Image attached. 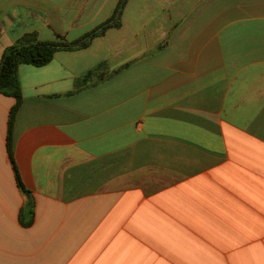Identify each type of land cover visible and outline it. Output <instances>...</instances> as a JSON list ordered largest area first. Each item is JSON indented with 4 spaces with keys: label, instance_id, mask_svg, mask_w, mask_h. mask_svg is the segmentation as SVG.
Wrapping results in <instances>:
<instances>
[{
    "label": "crops",
    "instance_id": "0c3cea01",
    "mask_svg": "<svg viewBox=\"0 0 264 264\" xmlns=\"http://www.w3.org/2000/svg\"><path fill=\"white\" fill-rule=\"evenodd\" d=\"M121 0H0L24 35L75 41ZM106 62L108 76L75 91ZM0 93V264H264V0H127L121 27Z\"/></svg>",
    "mask_w": 264,
    "mask_h": 264
},
{
    "label": "trees",
    "instance_id": "16d2710c",
    "mask_svg": "<svg viewBox=\"0 0 264 264\" xmlns=\"http://www.w3.org/2000/svg\"><path fill=\"white\" fill-rule=\"evenodd\" d=\"M126 3L127 0H121L116 13L111 19L102 23L78 40L68 41L65 37L59 35L55 41L45 42L40 41L36 33H28L14 45L8 47L3 54L0 63V93L16 100V104L10 112L6 147L18 188L27 198L26 206L20 212V221L24 226H31L33 224L36 203L31 192L27 190L22 182L14 158V127L17 114L23 103L19 67L21 65H31L38 68L44 67L53 61L57 52L77 51L88 48L93 40L105 36L108 30L121 27L122 12ZM107 76V63L102 62L95 69L88 71L76 81L75 91L89 85L97 84Z\"/></svg>",
    "mask_w": 264,
    "mask_h": 264
}]
</instances>
